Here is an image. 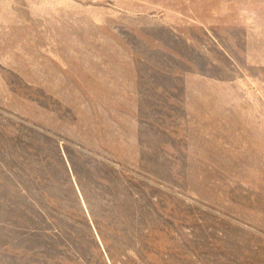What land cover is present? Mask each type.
Instances as JSON below:
<instances>
[{
  "label": "rangeland",
  "instance_id": "rangeland-1",
  "mask_svg": "<svg viewBox=\"0 0 264 264\" xmlns=\"http://www.w3.org/2000/svg\"><path fill=\"white\" fill-rule=\"evenodd\" d=\"M0 264H264V0H0Z\"/></svg>",
  "mask_w": 264,
  "mask_h": 264
}]
</instances>
